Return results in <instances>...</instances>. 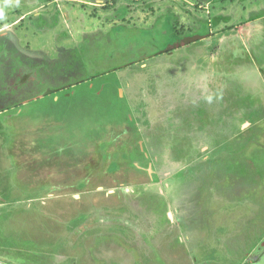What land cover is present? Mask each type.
Returning <instances> with one entry per match:
<instances>
[{
  "label": "rangeland",
  "instance_id": "obj_1",
  "mask_svg": "<svg viewBox=\"0 0 264 264\" xmlns=\"http://www.w3.org/2000/svg\"><path fill=\"white\" fill-rule=\"evenodd\" d=\"M209 1L0 0V264H264V0H219L210 28ZM230 40L254 75L176 61ZM125 115L137 157L108 183L99 143L81 171Z\"/></svg>",
  "mask_w": 264,
  "mask_h": 264
},
{
  "label": "crops",
  "instance_id": "obj_2",
  "mask_svg": "<svg viewBox=\"0 0 264 264\" xmlns=\"http://www.w3.org/2000/svg\"><path fill=\"white\" fill-rule=\"evenodd\" d=\"M220 4H221V2L219 0H212V1H209L206 3V5L209 6V8L212 10L211 12L214 15V22L210 25L208 24L209 28L214 27L215 25H217L219 23L218 17L221 15V11L223 9L222 6L220 8H218ZM241 29H243L242 26L238 27L239 32H241ZM209 36H210V38H212L211 35H209ZM216 37H218V35H216ZM220 46L223 49H222V51H218L216 54H208L207 55L204 53V49H203L204 47L201 48V50H199L197 48L196 50L199 52V54L194 55L195 57L193 55H191V56L184 55V56L176 57L177 58L176 61L178 62V65L186 64V66L188 65L187 67H190L191 69L203 71L208 75H211V73L218 71L217 72L218 79L219 80H225V82L228 78L227 77L228 73L230 74V76H229L230 80H232L233 78H236V79H238L239 77L242 78L243 77L242 73L244 72L243 69H244V66L246 63H247L246 67H248L252 71V74H253V71L254 72L258 71V68L260 67V65L258 64V61H255V59L253 57L251 58V60H248V61L246 59L245 60L243 59V54L241 55L242 58L240 57L239 52H240V48L242 47V45L240 43H238L236 41H234V43H232L230 40L229 42H225L223 45H220ZM233 48H234V50H233ZM235 51L238 53V56L232 58V56H233L232 53ZM229 55H231V58H232L231 61H233V63L229 62L231 64V65L229 64L230 70H228V71L223 70L221 66L216 65L222 56L224 57V56H229ZM258 65H259V67H258ZM256 76L258 78V75H256ZM216 78H217V76H216ZM123 84L126 87V81L123 80ZM235 85L237 86L236 83H235ZM115 90H116V94H119L121 98H124L126 96L124 93L125 89L120 84L116 86ZM140 95L146 99L148 97V94L146 93V91L141 92ZM158 97H160V95ZM155 104H156V100H155ZM158 109H160V107H158ZM126 117L123 118L124 122H122V123L120 121L114 122V120L112 119V121L109 122L108 124H106V125L104 124L103 125L104 130L101 132V136L97 137L95 143H94V141H90V140L86 141L84 143V145H86V147L83 150H81L80 152L77 151L73 155L74 158H77V159L81 158V159H79V160H82V164H83L81 166L82 167L81 171L85 165L95 166L94 156L96 155L95 153L97 151H99V149L96 148V146L99 143H101V145H102L101 152L104 155H106V157L107 156L109 157L110 154H114L116 152L118 153V151H119V154L114 156V158H117V159L123 161L122 163H121V161H119L118 163L116 162L117 165L115 166V171L113 173L108 174L109 176H105V180L108 183H110L109 179L112 178L113 176L115 177V174H119V171L122 168L126 170V159H131V158L137 157L136 154H133L134 152H137V151L133 150L132 147L130 146V144L128 143L129 141L131 142L130 138H129V140L127 139V137L131 136V132L129 130L131 128V124L129 122L131 119H130V116H128L127 118ZM126 120H129L128 121L129 124L127 123V125H126ZM186 127L189 128L187 134L182 133L181 136L194 137L196 135L197 138H203L204 140H206V137H208L207 131L210 129V124L206 121V119H204V120L202 119V121L196 122L195 124H189ZM219 132L223 133V132H227V131L226 130H223V131L219 130ZM138 152L140 153V151H138ZM144 153H145V155H147L146 152H143V157L147 158L148 155L146 157L144 155ZM108 157L106 159L108 160V164H110V162H112V159L110 157L108 159ZM112 164L113 163H111V165ZM88 176H90V175H88ZM88 176L86 175V178L84 180H87ZM70 177L74 178L72 175L66 174L63 177L64 181L59 182L60 186H62V185H64V186L73 185L75 181H73V180L69 181ZM114 177H113V179H114ZM1 184H2L1 186L5 187V188H3V190H8V191L10 190V186H5L6 184L4 182ZM124 184L125 183L122 182V183H119L117 185H120V187L123 190L122 196H124L125 198L127 196L130 197L131 196V186H126ZM95 187L98 189V186H95ZM137 187L138 188H137L136 193L138 196H139V194H142L139 192V190L144 191V193L146 192L143 195L149 196V195H147L148 194L147 193L148 190L146 189L147 186H137ZM109 189L114 192L113 188H109ZM109 193H112V192H109Z\"/></svg>",
  "mask_w": 264,
  "mask_h": 264
},
{
  "label": "trees",
  "instance_id": "obj_3",
  "mask_svg": "<svg viewBox=\"0 0 264 264\" xmlns=\"http://www.w3.org/2000/svg\"><path fill=\"white\" fill-rule=\"evenodd\" d=\"M223 17V16H222ZM223 20L222 21H225V20H227V19H224V17L222 18ZM214 22V21H213ZM220 22V21H219ZM183 45H185V41L183 42V41H179L178 42V45L177 46H174L175 48H180V47H183ZM175 48H173V49H175ZM170 50H172V49H170ZM167 51H169V50H167Z\"/></svg>",
  "mask_w": 264,
  "mask_h": 264
},
{
  "label": "water",
  "instance_id": "obj_4",
  "mask_svg": "<svg viewBox=\"0 0 264 264\" xmlns=\"http://www.w3.org/2000/svg\"><path fill=\"white\" fill-rule=\"evenodd\" d=\"M186 42H187V41H186ZM186 42H185V43H186Z\"/></svg>",
  "mask_w": 264,
  "mask_h": 264
}]
</instances>
